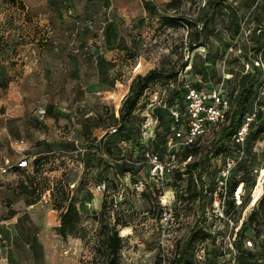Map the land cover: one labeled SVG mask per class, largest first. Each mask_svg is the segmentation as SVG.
Masks as SVG:
<instances>
[{
  "label": "rangeland",
  "instance_id": "obj_1",
  "mask_svg": "<svg viewBox=\"0 0 264 264\" xmlns=\"http://www.w3.org/2000/svg\"><path fill=\"white\" fill-rule=\"evenodd\" d=\"M170 1L128 0L112 11L100 8L101 0H0V118L8 116V106L1 100L10 94L12 82L41 76L28 69L29 53L38 61L44 50L66 44L72 38L71 19L80 22L75 29L80 41L94 40L96 60L110 52L105 66L116 65L115 78L121 83L113 96L95 91L94 98L74 106L57 105L63 109L62 120L47 122L49 112L40 107V116H31L20 126L21 137L4 140L0 135V169L11 166L6 174L0 170V249L16 244V264H94L99 257V222L94 215L102 211L105 201L109 221L122 215L129 221L127 227H119L125 240L121 264H169L193 229L212 235L196 246L197 264H233L235 244L240 241L236 229L243 221L247 227L242 241L254 243L249 251L264 253V227L254 208L255 201L264 197V0H226L210 46L194 50L189 45L195 29L182 19L196 17L210 0H182L179 9L166 14L163 10ZM85 6L95 18L91 24L83 22ZM208 56L218 62L214 71L210 65L208 75L202 76L198 72ZM260 57L263 65L252 72L253 62ZM154 69L161 75L129 120L122 121L120 109L134 79ZM171 70L177 80L164 72ZM245 73L255 76L252 82L258 91L251 110L257 117L249 148L248 138L244 143L232 137L217 144L220 127L215 136L202 139V151L189 162L200 163L210 149L212 160L202 178L203 197L189 202V175L179 178L173 168L164 178L155 177L145 153L164 155L169 150L165 142L178 124L187 129L191 116L184 91L223 87L234 98ZM147 121L149 139L142 137ZM12 126L14 132L20 128L15 122ZM112 126L122 128L100 140L103 130ZM26 156L30 166L19 168ZM180 167L185 173L186 167ZM239 179L245 182L231 204L227 183ZM102 181L107 182L106 193L97 189ZM201 186L198 181L197 189ZM71 202L81 209L82 221L78 235L63 239L57 229L62 211Z\"/></svg>",
  "mask_w": 264,
  "mask_h": 264
},
{
  "label": "trees",
  "instance_id": "obj_2",
  "mask_svg": "<svg viewBox=\"0 0 264 264\" xmlns=\"http://www.w3.org/2000/svg\"><path fill=\"white\" fill-rule=\"evenodd\" d=\"M182 4V0H171L170 2L165 4L164 13H168L170 9H179ZM226 4V0H219L218 2L209 1L207 6H205L198 15L192 19H187L183 17L184 25L187 27L194 28L193 35L190 39V49L194 50L198 47H209L211 43V37L217 31V21L219 17L224 16V10ZM217 59H212V56H208L205 60L202 61L201 69L198 72L202 76L208 75V71L210 69V65L213 66L212 71H214L215 66L217 65ZM250 65V64H249ZM193 67V64H192ZM258 68H253L252 72H256ZM167 72L171 78L177 80L176 73L171 71ZM162 72L160 70L154 69L150 71L146 75H138L130 88L129 94L123 101L122 107L120 109V119L124 122L129 120V118L134 114L136 109L138 108L139 102L145 92L151 87V85L155 84V81L158 78V75H161ZM252 77V79H251ZM254 75L252 73H245L240 77V84L238 86V93L234 96H228L225 89L224 95L230 102V107L226 113V118L223 122L211 124L208 126V130L197 137V139L190 144L181 145L176 148V163H175V173H177L178 177L181 178L183 174H188V188L187 192L189 193V202L190 200L194 201L195 199H201L204 192V183H203V174L207 170L208 166L211 164L210 151L206 154V157L200 163H190L189 160L191 157L198 155L202 151L201 140L210 135L215 136L217 132V128H222L221 138L217 141V144L224 142L226 139L234 138L236 141V137L240 127L243 124L245 117L251 113L252 106L255 101L258 99V91L252 82L254 79ZM218 89V87L216 88ZM214 89V90H216ZM223 89V87H222ZM184 94H188V90L184 91ZM160 117L158 116V119ZM117 120V119H116ZM178 120L177 122H179ZM227 125V126H226ZM121 127V126H120ZM120 127H118V132L113 135H106L102 137L100 140H103L109 136L117 135L120 131ZM183 123H179L176 130L186 131L188 129L184 128ZM122 128V127H121ZM185 129V130H184ZM123 130V129H122ZM173 133V136L169 138L176 139V134ZM254 133V123L251 125L249 134L247 136V146L251 143V139L253 138ZM151 138V137H150ZM127 140L125 137L123 141ZM165 142V147L167 146V150L169 149L168 142ZM234 141L235 145H239ZM168 152V151H167ZM160 155L162 158L167 154ZM154 153V152H153ZM180 166L186 167L185 173H181L182 169ZM152 167V166H151ZM168 174V173H167ZM165 174V176L167 175ZM200 181L202 186L200 189H197V182ZM244 180L239 179L236 181L231 180L227 184L230 188V198L232 199L231 204L235 203V194L238 191V188L241 184H244ZM262 187H260L261 189ZM259 189V190H260ZM210 193H214V188L210 189ZM258 190V192H259ZM113 203V202H112ZM243 203V202H242ZM35 202L30 203L29 205H33ZM254 208L257 210L260 218L262 220V224L264 227V197L258 199L254 203ZM111 212L109 209L108 201H105L102 211L100 213H95L94 218L99 222V232H98V243L96 246V252H98L99 257L95 259L94 264H121V251L124 246V238L120 235L119 227H127L129 221L127 220L126 215L117 216L111 219ZM61 224L57 229V233L63 238L68 239L70 236H76L79 232V225L82 221V211L77 207L74 203H70L65 211H62L60 216ZM247 227V223L245 221L239 226L237 231V236H239V240L237 241L236 246V255H234L232 259L236 261V264H264V253L260 255L254 253L253 251H249V249L254 248L253 246H248L246 240H243L245 237V229ZM212 237L211 233L205 229H193L189 238L183 243L182 246H178L175 254L172 258L169 259V264H197L195 259V251L196 246L200 241L206 240ZM256 244V242H255ZM264 245V240H263ZM162 262V261H161ZM161 262L159 264H161Z\"/></svg>",
  "mask_w": 264,
  "mask_h": 264
},
{
  "label": "crops",
  "instance_id": "obj_3",
  "mask_svg": "<svg viewBox=\"0 0 264 264\" xmlns=\"http://www.w3.org/2000/svg\"><path fill=\"white\" fill-rule=\"evenodd\" d=\"M126 2L128 0H101L100 8L118 10L123 8ZM73 8L77 9L74 6ZM90 12L91 10L85 6L82 18L83 22L86 21L87 24L95 21L93 15H89ZM68 22H71L73 28L70 30L72 38L66 44H60L54 47V50H44L40 53L38 61L32 53H29L28 58L31 60V64L28 69L36 70L37 74L41 73L39 79L38 76L33 75L32 78H22L17 82H12L10 94L2 98V103L4 102L3 104L8 106V116L0 118L2 139L10 140L13 135L21 137L23 130L20 126L25 125L31 116L41 115H38L37 108L44 107L48 110L47 122L57 121L63 119L60 116L63 114V109L58 108L57 105L81 103L84 98H94L95 91L105 96L117 94L116 88L121 83L115 78L116 65L105 66L110 52L96 60L99 54L97 47L92 43L94 40L80 41L75 33L80 22L75 19ZM35 61H37L35 68H31ZM28 81L31 87L27 86ZM39 91L40 93H38ZM42 97L45 98V102L41 100ZM27 98L30 101H26ZM66 99L67 102H61ZM117 115L119 116V111H117ZM9 120L13 122H9ZM14 122L20 127L15 129V132L14 126H12ZM15 245L13 248L11 246L1 247L0 264H16L18 262ZM10 249L12 251H9Z\"/></svg>",
  "mask_w": 264,
  "mask_h": 264
},
{
  "label": "built area",
  "instance_id": "obj_4",
  "mask_svg": "<svg viewBox=\"0 0 264 264\" xmlns=\"http://www.w3.org/2000/svg\"><path fill=\"white\" fill-rule=\"evenodd\" d=\"M100 49L101 52H103V48L101 47ZM261 65H263L261 57L253 62V68H260ZM98 94H100V92H98ZM187 99L191 121L186 131L176 130L175 138L179 139V141H176L174 138L169 140V150L163 158L156 153L150 152L149 150H147L145 153L147 159L151 162L153 176L155 177L164 178L165 174L174 168L177 159L175 153L177 147L193 143L198 136L204 134L208 130L209 125L223 122L230 107V102L224 95L222 88H218L210 92L191 89L188 92ZM256 117V112H251L245 117L236 137V141L238 143H244L249 134L250 127L254 123ZM117 132L118 127L112 126L107 130H103V133L99 139L105 137L106 135H113ZM142 137L146 139L151 137V123L149 121H147L143 126ZM75 142L77 148L81 151L80 147L78 146V141ZM29 166L30 163L27 156L18 163V167L22 169L28 168ZM10 169L11 166L5 164L1 167V172L6 174ZM97 189L100 193H106L107 182L102 181L101 183H98ZM238 194L239 192L237 193V197L239 198L240 196ZM46 201L48 202L49 200L46 199ZM164 215H168V211H165ZM236 230L238 231V229ZM247 244L250 247L253 246L251 241H248ZM236 253L237 252L235 251L234 255H236ZM233 264H236V261H233Z\"/></svg>",
  "mask_w": 264,
  "mask_h": 264
},
{
  "label": "bare ground",
  "instance_id": "obj_5",
  "mask_svg": "<svg viewBox=\"0 0 264 264\" xmlns=\"http://www.w3.org/2000/svg\"><path fill=\"white\" fill-rule=\"evenodd\" d=\"M242 188H240L239 193L241 192ZM238 198V197H237ZM240 198V197H239ZM240 201V200H239Z\"/></svg>",
  "mask_w": 264,
  "mask_h": 264
}]
</instances>
